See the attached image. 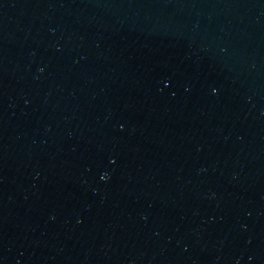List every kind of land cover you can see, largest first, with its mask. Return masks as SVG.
<instances>
[{
    "label": "water",
    "instance_id": "water-1",
    "mask_svg": "<svg viewBox=\"0 0 264 264\" xmlns=\"http://www.w3.org/2000/svg\"><path fill=\"white\" fill-rule=\"evenodd\" d=\"M0 264H264V0H0Z\"/></svg>",
    "mask_w": 264,
    "mask_h": 264
}]
</instances>
